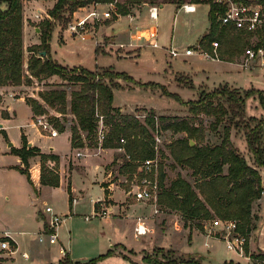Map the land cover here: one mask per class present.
I'll return each mask as SVG.
<instances>
[{
    "label": "trees",
    "instance_id": "16d2710c",
    "mask_svg": "<svg viewBox=\"0 0 264 264\" xmlns=\"http://www.w3.org/2000/svg\"><path fill=\"white\" fill-rule=\"evenodd\" d=\"M110 1L112 0H56L54 6L49 9V17L45 18L40 25L41 42L27 47L30 56L26 63L24 0H0V86L31 84L35 79L42 82L55 75L77 84L70 92L63 87H48L38 93L41 99L27 96V103L32 107L36 118L40 115H47V120L59 131L65 130L66 114L72 113L75 116L71 137L73 147H84L86 144L98 146L101 141L99 146L103 148H124V161L120 169L128 179H132L134 174L142 175L144 161L156 155L157 119L163 130H171L174 133L186 132V136L178 137L169 144V151L176 165L192 170L193 180L178 174L169 185H166V173L161 169L159 205L176 210L182 215L185 226L191 228L190 241L194 227L203 231L205 222L215 218L236 219L238 230L250 238V234L255 228L253 221L257 218L252 211L253 203L262 197L264 186L258 168L248 162L245 155L239 151L231 139V131L236 125L235 115H240L245 108V96L231 91L228 93H204L203 91L197 99H191L185 104L190 107L192 116H158L151 110L150 116L146 118L145 122H141L134 114L122 113L120 108L114 106L113 88L116 87V84L106 82L105 78L109 76L115 79H124L141 87L155 88L159 85L136 81L134 77L124 72H108L104 75L82 66L71 68L59 63L53 57L51 41L56 23L52 19L57 21L61 19L66 23L70 20V15L80 7ZM196 1L211 5L210 31L200 40V45L203 48L211 50L213 41H221L223 46L226 44L228 52L219 50L228 58L223 54L220 55L228 60H233L235 57L233 55L239 52L238 50L245 52L246 45L248 46L253 35L259 36V41L256 42L254 48L264 47V28L252 32L236 28L232 24H223L219 15L224 14L227 10L226 4L214 0ZM242 1L259 2L264 5V0ZM170 2L181 6L184 0H171ZM120 10L123 15L129 12V9L123 5ZM66 13L70 15L68 16ZM42 51H46V53L42 54ZM257 92L260 93L250 90L246 96L259 94L264 107V93L259 90ZM174 94L169 93L168 95L180 99L179 94L176 96ZM220 94L228 96L226 101L218 98V103H215L214 100ZM2 99L3 96L0 94V102ZM225 102H228V105ZM49 108L61 113L63 117L51 114ZM201 114L214 117L209 129L202 121L196 122V116ZM100 115H103L105 127L102 140L98 134ZM3 116L7 117V112H3ZM252 119L255 120L254 117ZM222 123L224 126L221 133ZM208 130L218 133V142L206 141ZM84 132L86 136L83 135ZM263 134L261 123L250 127L246 133L249 150L253 153L255 163L259 166H264ZM5 135L8 139L6 133ZM122 138L125 139V142L121 141ZM23 139L22 147L12 148V152L19 155L23 162V165L18 169L25 173L29 181L33 183L29 171L30 159L35 155H40L41 183L59 186L61 183L60 156L43 153L37 146L29 147L24 135ZM191 139L195 141L194 144H191ZM163 152L164 150H161L162 158L165 157ZM49 161L54 162V165L51 166ZM160 165L163 167L164 161H161ZM68 190L72 204L70 185ZM246 251H249V243L246 244ZM113 254H115V249L111 248L106 253L86 262L74 261L70 255H67V259H62L60 264H98L99 261ZM185 254L193 257L186 260H182L183 257L181 259L169 258L164 261V259L146 255L143 260L145 264H207L201 261L203 260L201 256L196 257L192 253L183 255ZM123 256L127 258L125 254ZM261 258H264V255H261ZM0 264H2L1 259ZM224 264L241 263L230 260L225 261Z\"/></svg>",
    "mask_w": 264,
    "mask_h": 264
},
{
    "label": "crops",
    "instance_id": "0c3cea01",
    "mask_svg": "<svg viewBox=\"0 0 264 264\" xmlns=\"http://www.w3.org/2000/svg\"><path fill=\"white\" fill-rule=\"evenodd\" d=\"M167 3L172 4L174 7H176L174 24L172 25V27H170L169 31L162 30L158 27L157 20L160 19V17L158 15L157 19L151 18L149 9L146 11L145 9H142L143 11L141 9H138V13L129 10L128 14L123 15L119 19H115L109 25L110 28L107 29L108 34L115 35L116 39H119L120 42L118 43V45L124 44V46H126L128 50L133 51L131 53H127L126 56H124L125 53H122L124 55H121V53H119L121 57L136 58L141 56L143 49L146 47V44L150 43V41L157 42L159 46H154L153 44L152 45L155 48H159L163 52H165L166 58L163 59L161 56V52H158L157 57L151 60L152 65L150 67L147 66V70L149 71L147 73L149 77H147L145 80H143L142 78L136 79L137 81L161 82L170 86V88H172L175 92L177 88H183L178 80L182 75L189 76L192 80L195 81L198 86L205 85L216 87L219 84L227 82L233 83L234 81L238 80H242V82H244V85L245 83L250 84V82H252L251 77H249L250 73L248 72V70H252V67L253 69H255L257 64H261V62L260 60H256L253 62L254 64L247 63L250 67L245 66L246 61L244 53L240 55L241 59L236 57L233 60H228V56L221 53V50H219V55L223 54L227 58H223V56L220 55L219 59L210 60L205 59L201 54H199V52H195L192 55L185 54V50L189 46H193L195 49L201 47V38L210 31L211 23L209 20V13L211 10V5L209 3L197 2L196 0H185L181 6H178L176 3L163 2L159 4V11L160 8L165 7ZM184 4L195 5V10L192 12L186 11L184 8ZM203 6L207 7L206 12L208 14L206 12L203 13V16L205 14L206 18H204L202 16V13L200 12ZM181 12H184L186 16H192L196 14L197 16L192 20L191 23L186 22L187 30L183 28L181 31H179L178 26L176 27V25L180 20V15L178 13ZM27 21V18H25V46L38 43L39 41L37 39L34 40V38L31 39V30L29 29L30 27L28 26ZM101 23H103V21L98 23L97 25H100ZM36 31H38L37 27ZM151 36V40H148L147 37ZM38 38L40 39V37ZM95 38L97 39V36ZM57 44L60 45V47H65L68 42ZM109 45L112 44L110 43ZM173 47L179 49L181 53L179 56L173 57L170 55L169 49ZM51 52L53 57L57 61H60L57 58V52L53 49L52 45ZM62 63L65 65L71 64L67 63L66 61ZM57 77L59 76L55 75L52 78ZM123 85L126 86V88H135L134 84ZM21 86L22 85L0 86V94L3 96V99L0 102V132L4 131L8 136V139L6 138L5 140L6 143L4 144V147H0V158H5V160H0V236L2 239L8 240L12 246V250L2 249L0 246V249L2 250L0 252V255L6 258V264H60V261L63 258V253H61L60 251L61 248H63L64 251L66 250L74 261H79L75 257L74 251L72 249L69 248V250L62 245L58 247L57 253H55L53 256L51 255L53 247L62 242L60 235V228L62 227V224L58 229V243L51 244L49 242H41L39 240L40 234L46 227V216L43 213V207L45 203L51 204V202H49L44 196V192L46 189L51 187H64L68 189L69 185L71 186V196L76 197L77 201L72 204L70 202L66 206L65 210H62L65 211V215L69 216L70 218H73L72 215H79L80 213H82L83 205L85 204V202L87 203L88 200L86 199V193H89V200L92 202L90 211L92 213V216H94L96 212L97 203L103 201L106 197L113 198V200L115 201L111 204L113 212L107 216H104V218H111L112 229L115 232L114 237H118V239H115L113 237L111 238V236L109 237L111 244L108 245L109 248L106 250V252L109 249L113 248L116 250L115 254L122 255V253L118 251L117 248L120 247L123 250L124 248L133 249L134 247L132 246V244H129L130 241L127 237V225L123 226V224H121V221L122 223H126V221L130 219V228L132 229L134 234V227L140 215L143 213H147L148 216H152L154 214L153 208L150 206L148 207V205H146L143 201H135L129 203H125V201H122L120 203L117 202V196L119 195V193L115 190L113 182L108 179V174L112 172L113 169H115V166H119L118 172L122 173L120 169L122 164H119L118 161H121L124 158V148H103L101 146H95L96 148H93L88 144H86L88 147H73L71 137L72 124L74 123L75 116L70 112L66 114V118L67 121H71L72 124L66 122V128L64 131L58 130L57 135H51L50 133L46 132L44 133L35 122L36 117L34 115L32 107L27 103V96H24L21 93L17 94L14 90L15 88ZM136 87L140 86L136 85ZM32 96L41 99L39 97V94L33 93ZM195 97V99L198 98L197 96ZM21 104H23L26 109V121L25 119L19 118L17 105ZM113 104L114 106L120 108L121 112L125 114H133L131 112L135 109L136 106H144L145 108H149L153 111L156 110V114L159 115L171 114L163 112L162 110H158L154 106L145 104H120L115 100V93ZM49 110L52 114L63 117L62 114L57 112L56 110L52 108H49ZM3 111H7V117L3 116ZM263 112H260L259 115L264 114ZM134 115L137 116V114ZM188 115V111H183V114H180V116L184 117H188ZM12 129H19V131L17 130L16 132H14L13 138L9 137L7 131H11ZM23 133L27 135L30 145L38 146L39 148H41V152L52 153L60 156L61 183L59 186H51L41 183L40 156H33L30 159V162L32 164L31 171L33 183L29 181L28 176L25 173L21 172L18 169L19 166L23 165V162L19 155L12 152L11 146L14 145L15 147L19 148L23 145ZM175 134H180L178 137H184L187 135L186 132H177ZM231 139L240 152H242L247 157L250 156L252 158L253 153L249 150L246 137L238 136L237 130L234 129L231 131ZM10 142L12 143V145L9 144ZM86 142L88 143L89 141ZM78 148L81 150V153L79 157L73 158L72 154L75 153ZM85 148H88L89 152ZM73 159H77V162L78 164L80 163V165L75 166V162L73 161ZM91 166L95 167L93 171L91 170ZM178 167L180 169L177 173H175L173 179H175L178 174H182L189 180L193 179V177L191 176V169L183 168L180 165H178ZM257 168L261 173L264 186V166H259ZM74 172H78L80 175H82L84 180L88 181V190L78 189L76 187V185L73 183ZM94 189L95 194L92 192ZM78 196H80V198ZM258 201L261 205V214L263 216L260 218L257 226L250 234L249 248L251 252L257 250L264 251V196L258 199ZM100 204L102 205V202ZM54 208L56 210V207ZM164 212L166 211H163V213ZM60 214L64 215L62 213ZM169 214L170 216L167 217V223L170 224L168 225V229L170 233L172 232L173 235L169 234L170 238H172L170 244L168 245L177 247V244L179 245L180 243H184L183 240L180 239V237L182 238L183 236L180 230H185L184 222H182V215L179 212L177 213L175 211H172ZM87 215L88 214H86V217ZM176 217L178 218L177 221H175ZM179 218L181 219V221L179 220ZM64 221L66 222L68 220L65 218ZM172 222H174V224ZM115 229L117 230L115 231ZM152 230H154V228H151V231ZM174 230L177 231L179 236L175 233ZM146 236L147 235L142 236L145 237L144 241L150 239V236ZM196 237H202L204 238V240L202 242H197ZM144 241H139L141 242L142 246ZM219 241L223 240L212 237L209 238L207 234L203 233V231H200L197 228H193L192 240L187 243L188 245L186 246V248H184V250L180 251L192 253L193 255H200L203 257L205 263L211 264L213 262L212 258L218 257L220 255L218 249H216ZM106 252L100 254H104ZM230 259L231 258H224L218 264H224L225 261Z\"/></svg>",
    "mask_w": 264,
    "mask_h": 264
},
{
    "label": "rangeland",
    "instance_id": "374dc122",
    "mask_svg": "<svg viewBox=\"0 0 264 264\" xmlns=\"http://www.w3.org/2000/svg\"><path fill=\"white\" fill-rule=\"evenodd\" d=\"M170 1L171 0H118L117 4L119 8H121V5H123L130 11L132 10L133 12L138 13L137 11L138 9H141V10L145 9L146 11L152 5H159L160 3L170 2ZM55 3H56V0H24V17L27 18L28 20L27 21L28 26L30 27L29 29L31 30V33H30L31 39L34 38V40L36 39L39 40L38 43L41 42V35H40L41 31H36V27L40 28L42 21H44L45 18L49 17V14H48L49 9H51ZM109 6H110L109 4H104L102 6V9H108ZM84 11L85 9L79 8L73 13H75L76 16H79ZM206 11H207V7L203 6L200 11L202 13V16H203V13ZM73 13L71 15L69 13H66V15L68 16L70 15V20L72 19V15H74ZM175 13H176V7H174L172 4L167 3L165 7L160 8V11H159L160 19L157 20L158 27L162 30L169 31L170 27H172V25L174 24ZM178 14L180 15V20H179L180 24L178 23L179 25L177 24L176 27L178 26L179 31H181L183 28L187 30L186 22L191 23L192 20L195 19V17L197 16V14L192 15V16L190 15L186 16L184 12L183 13L181 12ZM203 17L206 18V15L204 14ZM115 19L116 17L108 18L104 20L103 23H101L100 25H96L94 27V32H95V37L97 36V39L92 38L89 41H80V40L69 37L68 34L65 32V27H66L67 22L65 23L64 20H61V19L59 21L52 19L56 23V28L52 36L51 45L53 49L57 52V58L60 60L58 62L62 63L66 61L67 63H71L67 65L68 67L72 68L76 66H82L90 70H96L98 72H101L104 75L105 73H108V72H111V73L124 72V73L131 75L135 79L142 78L143 80H145L147 77H149L147 73L149 71L147 70V68L152 65L151 60L157 57L158 52H161V56L163 59L166 58L165 52H163L159 48H155L152 45L153 41H150L149 44H146V47L143 49L141 53V56L136 57V58L135 57H132V58L121 57L119 53H121V55H124L122 53H125L124 56H126L127 53H131L133 51L128 50L126 46L121 47L120 45H118V43L120 42L119 39H116L115 35L108 34L107 29L110 28L109 25ZM38 37H40V39ZM151 38L152 36L147 37L148 40H151ZM258 41H259V36L253 35L250 39V43L248 44V46L246 45V48L254 47V45ZM67 42L68 44L65 47L63 46L60 47V45L57 44V43H67ZM38 43H35V44H38ZM110 43L112 45H109ZM27 47L28 46H25L26 48L25 62L26 63L30 56V53L28 52ZM219 49H222L223 52L225 50L227 51L226 44L223 46V43L220 41ZM238 51L239 52H236V54L233 56H235L234 58L238 57L239 59H241L240 55H242L244 51L243 52L240 50ZM247 63L245 66H249L248 64H251L253 62L250 61L248 64ZM248 72L250 73L249 77H251V80H252L250 84L245 83L244 85V82H242V80H238V81H234L233 83L227 82V83L219 84L216 87H210V86H205V85L198 86L195 83V81L192 80L189 76L182 75L179 77L178 80H179V83H181V86L183 88H179V89L177 88L176 92L172 88H170V86L164 83H161V82H153V81L149 82L152 84L159 85V87L151 88V87H141V86L136 87V84L134 82H129L127 80L119 79V78L115 79L114 77H109V76H106L105 79H106V82L108 83L116 84V87L113 88V91L115 93L116 102L120 104H131V103L145 104L149 106H154L155 108H157L158 110H162L163 112L171 113L170 115H180V114H183V111H188L189 113L188 117L192 116L191 115L192 112L190 111V107L185 104L187 103V101L191 99H195L196 98L195 96L199 97L200 93H202L203 91L204 93H228L229 91L234 92V93H239L242 96L246 97V104H245V108L243 112L240 115L238 114L235 115L236 125L233 127L232 130L236 129L238 136L246 137V133L249 130V128L256 126L258 123L262 124V128L264 130V114L259 115L260 112L264 111L263 109L264 107L259 98V94H252V95L246 96V94H248L250 90H255L256 93H260V92H257V90H259L261 91V93H264V64L262 63L257 64L255 69H253L252 67V70H248ZM123 84L125 85L134 84L135 88H126V86H124ZM76 85L77 84H74L73 82H70L68 80H64L61 77H57V78L51 77L50 79H47L46 81H42V82L35 79L33 83L22 85L21 87L15 88L14 90L17 94L21 93L24 96H28V95L32 96L33 93L38 94L40 93L41 90L47 89L48 87H54V86L66 88L70 92L72 88H74ZM169 93H175L174 94L175 96L176 94H179L181 96L180 97L181 100L178 98L175 99L169 96L168 95ZM227 97H228L227 95L220 94V96L216 97L217 99H215L214 101L215 103H218V98H221L222 101H226ZM225 103L226 105H228V102H225ZM17 111L19 114V118L25 119L26 121L27 116H26L25 106L23 104L17 105ZM154 111L156 113V110ZM3 112L5 113L7 111H3ZM131 113L137 114V117L141 120V122H145L146 118L149 117L151 114V109L145 108L144 106H136L135 109L132 110ZM157 115L159 116V114ZM44 116L47 117V115H44ZM252 117H254L255 120L252 119ZM199 120L202 121V123L205 126H207V128L209 129V125L214 120V117L201 114L199 116H196V122H199ZM35 122L38 124L36 118H35ZM67 122L69 124H72L71 121H67ZM224 123H222L223 125L221 124V130H220L221 133L223 130L222 128L224 126ZM38 126L41 128V130L44 133L45 132L50 133L48 131H45L41 125L38 124ZM17 130L19 131V129H12L11 131L7 130L9 137L13 138L14 132H16ZM98 134H99V131H98ZM23 135L26 137L28 141V146L29 147L33 146V145H30L27 135L24 133ZM83 135L86 136V133L84 132ZM179 135L180 134H175L170 130H164V133H163L161 147L164 150L163 153L165 157L164 158L160 157V161H164L165 165L163 167H161L160 165V171L161 169H163L164 172L166 173V179H165L166 185H169L171 183L172 179L175 176V173H177L180 169L178 165H176L175 160L173 159V157L171 156V153L169 152V144L172 141H174ZM206 136H207L206 141H211L214 143L219 141V135L217 132H210L208 130L206 132ZM263 139H264V134H263ZM5 140H6L5 132L2 131L0 132V147L1 148L4 147V144L6 143ZM23 142H24V139H23ZM99 145H101V141ZM13 147L15 146L12 145L11 150ZM84 147H88V146L86 145ZM90 147L96 148L94 145ZM85 149L89 152L88 148H85ZM91 151H95V150H91ZM80 153H81V150L78 148L75 151V153L72 154V157L77 158L79 157ZM47 154H50V153H47ZM35 156H40V155H35ZM245 157L247 158L248 162L251 165L259 167V165L255 163L253 155H252V158L250 156L247 157L246 155ZM0 160H5V158H0ZM73 161L75 162V166L80 165V163L78 164L77 159H73ZM123 161L124 159L118 162L119 164H122ZM49 164L51 166L54 165V163H52L51 161H49ZM31 166L32 164L30 162L29 171H30L31 178H32ZM118 167L119 166H115V169H113L112 172L108 174V179L111 182H113L115 190L119 193V195L117 196L118 198L117 202L118 203L122 201H125V203L135 202V201L137 202L138 200L133 196V194L130 193V190L133 189L134 183L136 182V180L133 181L135 174L132 179H128L125 174L118 172ZM94 168H95L94 166H91L92 171L94 170ZM159 181H160V178H159ZM73 183L76 185L78 189H84V190H86L89 185L88 181L84 180L82 175H80L78 172L73 173ZM92 192L95 194V189ZM69 195L70 194H69L68 189L64 187H51V188L46 189L44 192V196L49 202H51V204L54 207H56V211L64 214L62 215L63 218L64 219L66 218L68 220L66 222L65 221L62 222V227L60 228V235H61L62 242H60V244L55 245V247H53L51 251V255L53 256L55 253H57L58 247L62 245L68 249L69 248L72 249L74 251L75 257L79 261H89L92 258L97 257L100 253L106 252V250L109 248L108 245L111 244V241L109 239L110 236L111 238L113 237L115 239H118V237H114L115 232L112 229L111 218L105 219L104 216H100V215L92 216L91 215L92 213L90 211H91L92 202L89 200V193H86V196H87L86 199L88 200H87V203L86 202L85 204L83 203L84 205H83L82 213H80L79 215H72L73 218L66 216L65 211H62V210L63 209L65 210L66 206L70 203ZM262 196H264V193ZM78 197L80 198V196ZM75 198L76 197L72 196L73 203H74ZM101 202H102V205L100 204ZM101 202L97 203L96 212L102 211V209L106 205H111L115 201L113 200V198L106 197ZM143 202L146 205H148V207L150 206L153 208L154 215L152 216H148L147 213H143V214L139 213L141 214L140 217L146 220L149 227L154 228V230L146 234L147 235L146 237L150 236V239H148L147 241H144L145 237L136 239L134 237L132 229L130 228V223H129L130 219H128L126 223L124 222L125 224L122 223L121 221V224H123V226L127 225L126 230L128 232L127 233L128 240L130 241L129 244L130 245L132 244V246L135 249L134 248L133 249L124 248L123 250L122 248L119 247L117 248V250L120 251L122 255L113 254L112 256L104 259L103 261H100L99 264H135V263L145 264L143 258L146 255H151V257L153 258L164 259V261H167L169 258L181 259L183 257L182 260H186V259H189V257H193L188 254L183 255L184 253H187V252L180 251V250H184V248H186V246L188 245L187 243L190 241L189 237L191 234V228L185 226V221L183 217L181 219L183 220L182 222H184L185 230H182V229L180 230L181 234H183L182 238L180 237V239H182L184 243L182 244L180 243L179 245L177 244V247H173V245H168L170 244L171 238H172V237L170 238L169 234L170 235H173V234L172 232L170 233L168 229V225L170 224L167 223L168 222L167 217L170 216L169 213H171L172 211H175L177 213L178 211L166 208L163 205H159V208L161 211L160 213H155L154 212L155 203L153 201H143ZM163 211H166L168 213L166 212L163 213ZM252 211H253V214L257 217L253 221L256 227L260 218L263 216L261 214L262 213L261 205L259 204L258 200H256L253 203ZM86 214H88L87 216L90 217L89 219H86ZM181 219L179 218L180 221ZM177 220L178 218L176 217L175 221ZM172 223L174 224V222ZM205 223L208 224L207 226H210L211 221L209 222L207 221ZM194 228H197V227H194ZM116 230L117 229H115V231ZM199 230L202 231V229H199ZM174 231L178 235L177 231L176 230ZM203 233L204 234L207 233L206 229L205 230L203 229ZM140 240L144 241L143 246L141 245V242H139ZM196 240L197 242L198 241L202 242L204 238L199 237ZM216 249H218L220 255L218 257L212 258L213 262L211 264H218L224 258L225 259L231 258L230 260H233L235 262H240L241 264H264V258H261V255H264V251L262 250L251 252L249 248V251L247 252V254L252 256V260H248L245 257H240L235 252L228 250L226 243L223 241L218 242ZM1 251L2 250L0 249V252ZM124 254L126 255L127 258L123 256ZM67 255H69V253L65 250V253L63 254L62 259H67ZM195 256L197 257L200 255H195ZM0 259H1L2 264H6L5 262L6 258L4 256L0 255ZM230 260H227V261H230ZM201 261L205 263L204 259Z\"/></svg>",
    "mask_w": 264,
    "mask_h": 264
},
{
    "label": "built area",
    "instance_id": "2783aa9c",
    "mask_svg": "<svg viewBox=\"0 0 264 264\" xmlns=\"http://www.w3.org/2000/svg\"><path fill=\"white\" fill-rule=\"evenodd\" d=\"M118 0H112L108 3H92L80 7L85 9L81 15L76 16L75 13L72 15V19L69 20L65 27V32L69 37L77 39L80 41H89L95 38L94 27L112 17L119 19L123 16L120 12V8L117 4ZM218 3H223L227 5V10L224 14L219 15V19L223 24H232L236 28L246 29L248 31H256L258 29L264 28V5L262 3L246 2L242 0H214ZM104 4H109L108 9H102ZM88 7V8H87ZM186 11L192 12L195 10V5L184 4ZM150 17L157 19L159 15V5H152L149 8ZM154 46H159L157 42H153ZM124 47V44L120 45ZM219 46L220 42L218 40L211 43V50L203 48L202 46L195 49L193 46L187 47L185 50L186 55H192L195 52H199L205 59L215 60L219 59ZM170 55L173 57L179 56L181 53L179 49L173 47L169 49ZM245 59L249 63L256 60H260L264 64V47L259 48L247 47L245 49ZM246 62V63H247ZM99 121V137L100 140L104 137V122L103 115H100ZM37 122L45 131L50 132L51 135H57L58 130L47 120V117L40 115L37 118ZM164 130L161 128L159 121L157 119V125L155 130V149L156 155L153 158H148L144 161V172L142 175L135 174L133 189L130 193L138 201H153L155 203L154 212L160 213L158 198L161 191L159 173H160V157H161V143L163 138ZM125 142V139H121ZM77 199H74V203ZM112 206L106 205L102 211L95 212V216H107L111 214ZM43 213L46 216V227L39 236L41 242H49L55 244L59 242L58 229L62 222L64 221L63 216L58 213L54 206L50 203H45L43 207ZM90 217L87 216L86 219ZM210 226L205 224V229L207 231V236L209 238H217L223 240L227 249L235 252L240 257H245L248 260H252V256L247 254L246 244L249 243V237L241 233L238 230V221L236 219H222L215 218L210 220ZM209 222V221H208ZM151 232V228L148 226L145 219L142 217L138 218V221L134 227V237L136 239ZM0 246L2 249L12 250V246L8 240H4L0 236ZM61 253H65L64 249L61 248Z\"/></svg>",
    "mask_w": 264,
    "mask_h": 264
},
{
    "label": "water",
    "instance_id": "95a60500",
    "mask_svg": "<svg viewBox=\"0 0 264 264\" xmlns=\"http://www.w3.org/2000/svg\"><path fill=\"white\" fill-rule=\"evenodd\" d=\"M37 30L40 31V28H37ZM41 53H42V54H45L46 51H42ZM190 142H191V144H194V143H195V141H194L193 139H191ZM9 144L12 145L11 142H10Z\"/></svg>",
    "mask_w": 264,
    "mask_h": 264
}]
</instances>
